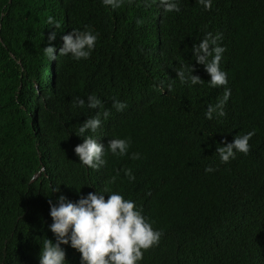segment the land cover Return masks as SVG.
<instances>
[{
	"label": "trees",
	"instance_id": "16d2710c",
	"mask_svg": "<svg viewBox=\"0 0 264 264\" xmlns=\"http://www.w3.org/2000/svg\"><path fill=\"white\" fill-rule=\"evenodd\" d=\"M231 3L238 19H232L234 39L223 55L236 88L226 117L207 120L216 94L181 84L168 55L181 50L189 58L187 41L207 18H218L217 9L182 6L159 24L162 7L152 0H135L115 12L101 0H0V264H39L44 239L55 242L48 200L63 194L75 202L96 190L106 200L113 192L134 200L163 230L159 247L145 252L141 264H208L197 253L209 236L226 244L227 259L219 264L264 261V0H229L223 8L230 11ZM49 16L62 26L52 42L57 55L62 36L73 28L99 33L89 60L47 59L43 48L55 30L45 23ZM176 20L184 27L180 35ZM90 94L111 113L98 142L106 149L110 139L130 137V153L142 159L106 151L107 164L99 171L79 163L74 148L83 140L75 133L96 110L73 108L72 101ZM113 98L128 107L117 112ZM253 129L251 152L221 163L217 144ZM206 166L216 171L206 174ZM124 168L133 170L135 181L121 172L113 183ZM57 186L60 191L49 197ZM176 233L182 248L168 250ZM62 247L68 264H81L78 251Z\"/></svg>",
	"mask_w": 264,
	"mask_h": 264
},
{
	"label": "clouds",
	"instance_id": "9594fccd",
	"mask_svg": "<svg viewBox=\"0 0 264 264\" xmlns=\"http://www.w3.org/2000/svg\"><path fill=\"white\" fill-rule=\"evenodd\" d=\"M134 2L135 0H101L102 6L112 12ZM152 3L162 7L159 24H164L166 18L168 21L171 16L180 13L182 6L195 8L199 5L204 11L217 9L222 12L218 18H207V21H204L198 30L199 34L195 38L193 36L189 38L187 45L192 43V54L189 58H182L185 54L181 50H175L179 53L173 56L170 53L168 58L170 62L172 60L176 70V79L181 84L202 85L216 94L218 101L214 105L207 106L204 113L205 119L213 120L226 117L225 108L234 88H236L229 84L228 59L223 55L227 51V44L231 45L234 39L231 28L235 21L232 19H238L233 11L232 3L230 11L223 8L225 4L229 3V0H152ZM224 15H228V17L225 18ZM45 23L50 26L49 29H55L47 36L48 46L43 48L49 61H56L57 56L70 57L76 62L87 61L92 57L99 40V33L90 26H85L83 30L73 28L70 33L63 35V44L57 55L52 42L56 40L57 30H60L62 26L52 16L47 17ZM136 23L142 25L143 20L137 19ZM181 26L180 21L176 20L173 29L179 35L183 31ZM179 44L184 46L182 43ZM160 47L164 49L162 44ZM168 89L170 90V85ZM165 90V86L159 87L162 94ZM72 107L96 110L95 115L80 124L78 132L75 133L83 140L74 148L79 163L83 167L99 171L107 164V160L104 158L106 151L117 158L128 156L134 161L142 159L139 152L130 153L132 147L130 137L110 139L106 149L103 144L98 142L101 137L99 132L104 121L111 114L110 110L104 109V103L99 96L90 94L86 99L75 97ZM112 107L117 112H122L128 105L124 101L113 98ZM100 109L104 110L101 112ZM254 135H256L255 129L243 135H235L231 142L222 141L217 144L219 146H216L215 152L218 154L220 162L228 164L237 158L238 153L248 155L252 149L249 141ZM40 171L43 172L44 169ZM204 171L208 174L215 172L216 169L206 166ZM121 172L128 181H135L133 170L124 168L117 170L116 176L112 179L113 183H115L116 177L121 175ZM59 191V186L52 187L49 197L52 193ZM107 191L105 189L104 193ZM77 193L79 194V190ZM48 204L52 220L49 230L54 234L55 242L51 239H44L42 248L40 246L39 264H68L62 245H69L78 251L81 264H141L144 260V253L159 247L164 236L163 230L159 227L155 228L153 222L144 215L141 206L134 200L126 199L119 192L108 194L106 200L105 194L96 190L89 192L86 196L80 195V198L75 202L61 194L55 201L49 199ZM177 235L178 233L172 236L168 250L182 248L178 242L179 235ZM250 237L258 240L263 239L257 233L252 232H250ZM225 248L226 244L220 238L211 240L209 236L203 238L197 257L202 261H209L208 264H219L220 261L227 259ZM186 252L188 250L185 248ZM256 264H264V261L259 260Z\"/></svg>",
	"mask_w": 264,
	"mask_h": 264
}]
</instances>
